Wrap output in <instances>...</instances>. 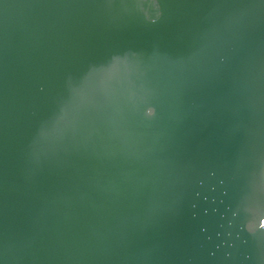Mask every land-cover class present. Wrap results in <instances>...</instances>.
Instances as JSON below:
<instances>
[{"label": "water", "instance_id": "1", "mask_svg": "<svg viewBox=\"0 0 264 264\" xmlns=\"http://www.w3.org/2000/svg\"><path fill=\"white\" fill-rule=\"evenodd\" d=\"M264 0H0V264H264Z\"/></svg>", "mask_w": 264, "mask_h": 264}, {"label": "built area", "instance_id": "2", "mask_svg": "<svg viewBox=\"0 0 264 264\" xmlns=\"http://www.w3.org/2000/svg\"><path fill=\"white\" fill-rule=\"evenodd\" d=\"M262 226L264 227V222L262 223Z\"/></svg>", "mask_w": 264, "mask_h": 264}]
</instances>
